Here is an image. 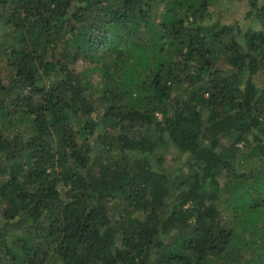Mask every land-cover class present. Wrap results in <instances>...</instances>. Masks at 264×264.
I'll return each mask as SVG.
<instances>
[{
	"label": "trees",
	"instance_id": "trees-1",
	"mask_svg": "<svg viewBox=\"0 0 264 264\" xmlns=\"http://www.w3.org/2000/svg\"><path fill=\"white\" fill-rule=\"evenodd\" d=\"M218 1L0 0V264H264V0Z\"/></svg>",
	"mask_w": 264,
	"mask_h": 264
},
{
	"label": "rangeland",
	"instance_id": "rangeland-1",
	"mask_svg": "<svg viewBox=\"0 0 264 264\" xmlns=\"http://www.w3.org/2000/svg\"><path fill=\"white\" fill-rule=\"evenodd\" d=\"M216 9L218 13L213 14L215 20L220 19L222 22L227 23L239 21L242 25L251 24L252 28L257 30L262 28L259 21L246 17L247 12L250 10L249 0H219ZM256 82L260 87H264V75L259 74ZM158 151L161 155L165 156V164L167 167H174L176 165L178 153L172 145L169 146L168 150L161 149ZM222 211L224 215H228L224 209Z\"/></svg>",
	"mask_w": 264,
	"mask_h": 264
}]
</instances>
